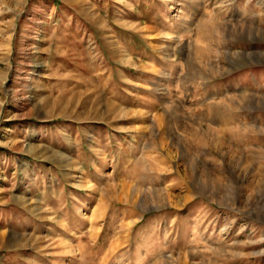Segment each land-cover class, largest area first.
Here are the masks:
<instances>
[{
  "label": "rangeland",
  "instance_id": "374dc122",
  "mask_svg": "<svg viewBox=\"0 0 264 264\" xmlns=\"http://www.w3.org/2000/svg\"><path fill=\"white\" fill-rule=\"evenodd\" d=\"M0 264H264V0H0Z\"/></svg>",
  "mask_w": 264,
  "mask_h": 264
}]
</instances>
